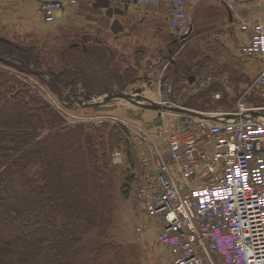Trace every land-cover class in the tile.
<instances>
[{
	"label": "trees",
	"instance_id": "16d2710c",
	"mask_svg": "<svg viewBox=\"0 0 264 264\" xmlns=\"http://www.w3.org/2000/svg\"><path fill=\"white\" fill-rule=\"evenodd\" d=\"M219 9L223 18L231 14L225 0L216 1L214 10ZM147 30L159 38L157 59L166 65L155 72L181 106L230 112L240 98L264 106L263 98L239 87V72L231 70L229 59L218 58L221 45L212 37L213 29L202 36L193 26L181 41L163 23ZM56 31L59 47H20L0 40V58H11L0 64L16 70L0 71V264H138V247L117 242L107 232L115 226L112 179L123 172V197L136 180L130 133L118 124L82 125L71 145L63 137L67 125L60 113L38 87L20 77L34 78L55 95L54 84L62 95H101L149 82L145 74L152 71L132 69L97 33L84 34L69 20ZM134 54L131 61L139 67L144 51L135 49ZM191 77L195 80L190 84ZM114 151L121 152L127 168L112 164ZM71 182L80 188L75 197ZM95 230L97 239L90 243L85 238ZM88 244L93 245L91 261L79 263Z\"/></svg>",
	"mask_w": 264,
	"mask_h": 264
},
{
	"label": "built area",
	"instance_id": "2783aa9c",
	"mask_svg": "<svg viewBox=\"0 0 264 264\" xmlns=\"http://www.w3.org/2000/svg\"><path fill=\"white\" fill-rule=\"evenodd\" d=\"M63 1L76 3L40 0L45 23L55 21ZM133 1L140 7L159 2ZM167 2L170 28L185 34L190 0ZM252 22H237L241 31L252 25V35L240 53L263 63L257 82L264 99V15ZM156 88L151 101L185 108L171 96L170 85L161 75ZM186 109L238 119L213 121L159 112L154 123L140 126L111 115L100 117L99 125L123 126L138 149L137 211L160 222L156 241L169 252L170 264H264V116H250L264 115V107H254L240 98L230 112ZM122 162L121 152L114 151L112 163ZM147 227L143 223L136 232Z\"/></svg>",
	"mask_w": 264,
	"mask_h": 264
},
{
	"label": "rangeland",
	"instance_id": "374dc122",
	"mask_svg": "<svg viewBox=\"0 0 264 264\" xmlns=\"http://www.w3.org/2000/svg\"><path fill=\"white\" fill-rule=\"evenodd\" d=\"M212 1L215 4L217 0H194V2L190 4L191 9H189L190 11L188 10V14L190 15V13H192L191 11H193L195 7L201 3L208 5ZM232 2L230 3L234 6V13H232L228 7V9L231 11L230 15L236 13L239 17V21L240 19L250 20L249 18L257 17L258 15L260 16L264 12V0H232ZM162 3L163 2H160L159 4L161 5ZM67 4L68 3L66 1H63V12L61 13V16L58 17V13L55 21L52 24H47L42 19V13L40 12V0H0V40H5L7 43H11L20 47H27L32 44H36L37 46L49 45L48 47H54L55 45L59 47L60 43H56L54 39L59 35V33L56 31L57 27L64 24L65 22ZM131 5L132 10H138L137 14L141 15V18L144 20L143 23H145V25L141 26L140 29H136V32L139 30L142 31L141 36L135 37L132 35V33H130V35L126 33L120 34L119 36H116V38H112L109 35L108 40H104V42L109 48L114 49L119 56L126 58L125 60L127 65H131L132 69H139L137 71H142L141 73L144 71H152L145 74L150 77L151 80L149 82L138 81L133 85L128 86L125 90L121 91L131 94V90L133 88L141 90V92H143L141 95H145V97L150 98V96H152L153 93L155 94L157 91L156 82L161 75L155 71H164L166 65L162 64V62L157 59L159 38H154L151 35V37L147 35L146 32H148L147 29H149L147 27H150V23H153V21H157V24L162 25L163 22L165 27H167V30L170 29L168 22L169 18L167 17L168 12L163 11L161 13L163 15L160 16L155 14V10H150L154 5L146 7H140L137 5V8L134 4ZM186 20L190 26L188 16L186 17ZM233 27L232 29H235L233 33L234 35H237L238 38L239 34L236 30L237 28ZM135 49H142L144 51L139 67H136L135 63L131 61V59L135 58ZM244 61L245 70L251 71L253 74V82L249 91L255 92L257 75L253 73V71H257V69L251 66V61L248 59H244ZM238 65H240V63H238ZM0 71L16 70L2 66L0 64ZM20 78H23L25 82L29 81L38 87L42 96L47 100V102H49L56 109L58 114L60 113L59 115L64 119L65 126L67 125L68 131L63 134V137L68 138L71 145L76 143L75 141L78 137V129H80V126H99L98 122L100 121V117L105 116L104 114L115 116L121 120L130 121L131 123L140 126L151 125L157 120L159 116L158 112L130 106L126 101H119L116 102V104H107L108 107H113L114 104L117 105L115 108L110 110L96 111L91 108H82L80 106L69 107L68 104L70 103V98L64 99L65 95L69 93L63 95L61 94L63 100L60 101L57 95L41 85V83L35 81L34 78L25 75H22ZM102 121H106V118ZM131 154L135 162L134 175H138L139 152L138 149L134 147V145L131 147ZM123 165L124 164H122L123 169L127 168V165ZM122 174L123 172H119V175H116L115 178L112 179V184L110 185L111 194L113 193V203L115 208V226L113 228L111 227L107 231L108 235L111 236V238H113L115 241L123 243L124 245H127L128 243H134L138 247L140 254L138 264H170L169 252L165 247L161 246L156 241L160 229V222L157 219L150 218L147 215L137 211L134 197L135 185H132L129 196L123 197L121 195V179L119 176L121 175V177H123ZM68 185L70 188H74V193L72 195L75 197V195L79 193L80 188L74 186L73 182L70 184L68 183ZM89 189H92L91 184H89ZM65 196L69 197V192ZM143 223H147L148 227L145 230L137 233L136 228L141 226ZM98 231L99 230L90 232L85 239L90 243L95 242V239H97L95 234H97ZM91 246L93 245L88 244L87 247L89 249L86 248L85 252H82L81 257L79 256V259L77 258L79 263L85 262L87 260L91 261L93 256Z\"/></svg>",
	"mask_w": 264,
	"mask_h": 264
},
{
	"label": "crops",
	"instance_id": "0c3cea01",
	"mask_svg": "<svg viewBox=\"0 0 264 264\" xmlns=\"http://www.w3.org/2000/svg\"><path fill=\"white\" fill-rule=\"evenodd\" d=\"M197 1H200V0H197ZM225 1L228 7L230 8V10L232 11V13H234L233 11L234 6L230 3L232 2V0H230V2L229 0H225ZM160 2H163V3L160 5L159 4ZM192 2H194V0H190L189 9H191L190 4H192ZM131 4H134L137 8V5L133 0H113V1L112 0H79L74 5H70L69 3L66 5L68 11L66 10L67 14L65 17V22L69 20L72 23V25L80 29L81 32H83L84 34L94 35L97 33V35L95 36L100 37L103 41L104 40L107 41L109 38V35L112 38H116V36H119L120 34H126V33L129 35L130 33H132V35L135 37L141 36L142 31L139 30L136 32V29L138 28L140 29L141 26L145 25V23H143L144 20L141 18V15L137 14L138 10L137 9L132 10ZM214 8H215V4L212 1L208 5L201 3L200 5L195 7L193 11H191L192 13H190V15L188 14V10H189L188 9L186 13V17L188 16L189 18L191 28L193 29V26H194V28L196 29L197 28L201 29L202 30L201 35L202 34L207 35L212 29L216 31L214 32L212 37H215L217 40L216 43H219V45H221L220 46L221 50L219 51L220 56L218 58L221 59V61L227 58L229 59L231 70H235L239 72V76H240V79H238L239 87L245 90L246 94L258 95L262 98L260 91H259L257 79H258L261 69L263 68V63L258 59L251 58V57H245L240 53V47L246 44L250 36L252 35V30H251L252 25L250 26L249 30L241 31L237 25V22L239 21V17L237 16L236 13L233 15H229L225 13V18H223L222 13H221L222 9L221 10L219 9V11H215ZM150 10L151 11L155 10V14L160 15V16L163 15L161 14L163 11L164 12L167 11L169 14L167 0H159V2L155 4L153 8L151 7ZM150 10H147V11H150ZM62 12H63V9L58 14V17L61 16ZM263 15H264V12L260 16L258 15L257 17L249 18L250 20L248 21L253 23L252 21L254 19L263 17ZM156 23L157 21H153V23H150L151 24L150 27H147V28L151 29L152 26H154ZM209 26L215 27V28H211V30L209 29L206 30V28H208ZM232 27L237 28L236 30L239 34L238 38H237V35H234L233 32L235 31V29H232ZM216 28L221 29L222 31L217 32ZM180 36L181 35L177 34L178 38ZM244 59H248L249 61H251V64H252L251 66L257 69V71H253V73L257 75L255 92L249 91L250 87L252 86L251 84L253 82V74L251 71L245 70ZM238 63H240V65H238ZM222 82L225 85L227 84L225 80H223ZM215 95H219V93H216ZM154 98H155L154 94H152L150 98L148 97L149 100H153ZM236 104H235V107H236ZM249 104L253 105L252 103H249ZM253 106L254 107H264V106H255V105ZM216 112H226V111L216 110Z\"/></svg>",
	"mask_w": 264,
	"mask_h": 264
},
{
	"label": "water",
	"instance_id": "95a60500",
	"mask_svg": "<svg viewBox=\"0 0 264 264\" xmlns=\"http://www.w3.org/2000/svg\"><path fill=\"white\" fill-rule=\"evenodd\" d=\"M191 32V26L189 27L187 33L181 35L178 40H184L186 39ZM5 42V40H2ZM11 58L9 57H2L0 58V61H5V60H9ZM32 74L38 76V75H43V76H47L45 73L41 72V71H31ZM194 77H191L189 79V83L191 84L194 81ZM54 87L56 89V95L57 97L60 99V101H62V95L59 91V89L57 88L56 84H54ZM135 95H129L127 93L124 92H119L116 94H101V95H97V94H93L90 92H85L82 93L80 95H75V94H66L64 99L67 98H71V104H77L78 106L82 107V108H91V109H95V110H110L115 108L117 105L116 102L119 101H127L128 103H130L131 105L138 107L140 109H144V110H151V111H155V112H166V113H171V114H175V115H185V116H193V117H198V118H202V119H208V120H213V121H222V120H237L238 117L232 116V115H220V116H212V115H205L203 113L200 112H196V111H192V110H188L186 108H181V107H177V106H165V105H161L159 103L153 102L147 98H145L144 96L140 95L141 90H137L134 89L132 90ZM109 103H115L113 105V107H108L107 104ZM68 105V106H69ZM75 107V106H73ZM250 116L252 117H261L264 115H261L260 113H250Z\"/></svg>",
	"mask_w": 264,
	"mask_h": 264
},
{
	"label": "flooded vegetation",
	"instance_id": "af4514ba",
	"mask_svg": "<svg viewBox=\"0 0 264 264\" xmlns=\"http://www.w3.org/2000/svg\"><path fill=\"white\" fill-rule=\"evenodd\" d=\"M170 30L172 31V29H171V28H170ZM69 104H71V98H70V103H69ZM69 104H68V105H69ZM73 106H75V107H76V106H78V105H77V104H72V105H69V107H73Z\"/></svg>",
	"mask_w": 264,
	"mask_h": 264
}]
</instances>
